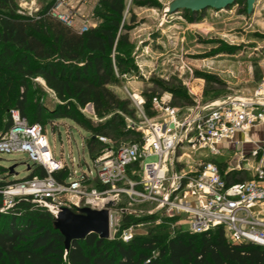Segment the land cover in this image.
I'll use <instances>...</instances> for the list:
<instances>
[{
    "label": "trees",
    "instance_id": "1",
    "mask_svg": "<svg viewBox=\"0 0 264 264\" xmlns=\"http://www.w3.org/2000/svg\"><path fill=\"white\" fill-rule=\"evenodd\" d=\"M55 1L49 0L31 16L21 12L16 0H0V75L11 76L10 92L17 88L14 98L8 99L11 109L4 123L0 122V134L13 127L11 112L18 111L30 125L40 124L44 129L58 121L73 122L90 135L86 144L91 156L102 146L99 137H140L126 129L118 115L127 111V103L109 89L130 63L126 59L130 46L127 0H102L104 23L84 33L52 16ZM36 78L53 93L57 100L53 107L38 102L32 107L31 82ZM89 105L99 119L110 118L95 122L85 117L82 109ZM207 160L215 163L214 158ZM30 169H38L40 178L47 176L42 167ZM234 175L237 181L247 177L243 171ZM67 176V167L55 175L59 181ZM34 177L32 173L29 179ZM16 182L0 181V190ZM145 218L123 216L120 231ZM64 242L54 228L53 216L30 199L0 211V264H264V247L232 243L222 227L201 234L180 230L172 236L150 230L129 243L119 236L101 239L90 234L74 241L68 252Z\"/></svg>",
    "mask_w": 264,
    "mask_h": 264
},
{
    "label": "built area",
    "instance_id": "2",
    "mask_svg": "<svg viewBox=\"0 0 264 264\" xmlns=\"http://www.w3.org/2000/svg\"><path fill=\"white\" fill-rule=\"evenodd\" d=\"M64 5L65 0H57L51 14L72 27L78 14L74 7ZM61 7L66 11H60ZM73 28L79 33L88 30L87 26ZM153 106L161 117L145 118L140 141L109 147L94 159L93 170L69 175L63 181L55 175L71 167L54 157L46 130L40 124L30 125L18 111H12L13 127L0 135V155L25 153L27 166L42 167L47 176L9 186L4 194L11 200H6L0 211L30 199L54 218L64 208L78 213L84 208L103 210L113 203L109 208V239L119 236L129 243L143 224H131L120 231L123 216L157 214L171 219L185 217L178 225L188 226L192 233L222 227L232 243L264 247V143L241 154L238 167L252 171L249 180L229 181L216 163L207 160L220 156L222 145L237 133L246 136L252 127L264 124V77L248 94L196 103L185 112L157 97ZM189 151L199 152L203 158L196 168L189 164ZM146 204L155 208L146 213L133 207Z\"/></svg>",
    "mask_w": 264,
    "mask_h": 264
},
{
    "label": "rangeland",
    "instance_id": "3",
    "mask_svg": "<svg viewBox=\"0 0 264 264\" xmlns=\"http://www.w3.org/2000/svg\"><path fill=\"white\" fill-rule=\"evenodd\" d=\"M48 1L16 0L21 12L31 16ZM173 1L136 0L132 3L127 0L125 21L129 28L130 46L126 49V59L130 63L115 82L109 85V89L127 103V111L118 112V115L124 120L126 129H133L140 133V137L134 140L124 136L116 140L99 139L102 146L99 145L98 152L91 156L86 144L90 135L76 124L63 120L46 126L47 139L54 157L71 167L68 168V176L93 170L94 159L111 146L140 141L144 135L145 118L161 117V113L153 106V98L163 99L185 112L196 103L248 94L264 77V0L257 1L252 14H246L244 2H237L219 11L206 9L197 14L188 11L164 13ZM65 5L74 7L76 12L78 8L85 9L86 18L78 19L77 16L73 21L76 28L87 26L92 29L104 23L100 14L103 12L102 0H65ZM64 7L59 10L65 12ZM9 79L11 76L0 75L2 123L11 109L7 104L8 99H13L17 91L15 87V92H10ZM30 99L32 107L37 102L45 108L57 104L53 93L40 78L31 82ZM139 102H143L142 106H138ZM82 113L95 122L110 118L107 116L99 119L91 105L82 109ZM189 153V164L196 168L203 158L199 152ZM205 153L209 155L207 151ZM28 164L25 153L0 155V181H17L14 184H18L31 180L29 176L32 173L39 177L40 171L30 169ZM188 170L189 166L186 167ZM236 176L229 175V181H237ZM252 178L253 175H247L243 181ZM11 185L2 189L0 201L3 204L11 200V197L4 194ZM133 207L147 213L155 205ZM156 215L146 216L143 224L137 227L135 235H143L150 230L171 236L180 230L189 231L188 226L178 225V221L185 217L171 219Z\"/></svg>",
    "mask_w": 264,
    "mask_h": 264
},
{
    "label": "water",
    "instance_id": "4",
    "mask_svg": "<svg viewBox=\"0 0 264 264\" xmlns=\"http://www.w3.org/2000/svg\"><path fill=\"white\" fill-rule=\"evenodd\" d=\"M236 1L245 2L247 14H252L258 0H174L169 5V11L166 14L177 13L181 10L200 12L206 9H213L219 11L228 8ZM112 206L113 203H109L107 208L103 210L84 208L78 213L70 209H62L54 217V228L65 238L66 252H68L74 241L83 240L90 234H97L101 239H109V208Z\"/></svg>",
    "mask_w": 264,
    "mask_h": 264
},
{
    "label": "crops",
    "instance_id": "5",
    "mask_svg": "<svg viewBox=\"0 0 264 264\" xmlns=\"http://www.w3.org/2000/svg\"><path fill=\"white\" fill-rule=\"evenodd\" d=\"M84 13V8H78V19L86 18V16H84ZM245 138L248 139L247 143L244 142ZM258 143H264V124L252 127L246 136H244L242 133H237L233 140L224 143L222 145L223 151H221L220 156L214 158L215 163L219 166L221 172L229 179V175L241 171V165L240 167H238L241 154L250 153V151L253 150L255 144ZM243 172L247 173V175L250 176L253 175L252 171L250 170Z\"/></svg>",
    "mask_w": 264,
    "mask_h": 264
},
{
    "label": "bare ground",
    "instance_id": "6",
    "mask_svg": "<svg viewBox=\"0 0 264 264\" xmlns=\"http://www.w3.org/2000/svg\"><path fill=\"white\" fill-rule=\"evenodd\" d=\"M168 11H169V7H167V8L165 9L164 13H168Z\"/></svg>",
    "mask_w": 264,
    "mask_h": 264
}]
</instances>
